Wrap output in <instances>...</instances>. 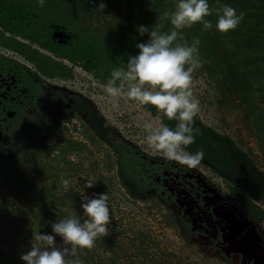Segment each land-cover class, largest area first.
Listing matches in <instances>:
<instances>
[{"label": "rangeland", "instance_id": "374dc122", "mask_svg": "<svg viewBox=\"0 0 264 264\" xmlns=\"http://www.w3.org/2000/svg\"><path fill=\"white\" fill-rule=\"evenodd\" d=\"M127 11L115 6L105 19L92 20L95 32L116 27ZM29 14L20 1L0 0V55L31 66L24 55L4 45L10 40L54 63L45 71L51 94L11 122L8 131L0 127V158L8 167L0 169V264H25L21 255L38 244L35 235H55L52 224L59 220L83 222L84 198L105 193L109 235L98 238L91 250L70 255L73 264H252L221 243L222 222L215 220L213 208L245 222L259 239L255 252L260 247L264 253V87L246 98L243 88L230 87L216 64L211 72L201 59L192 83L193 98L199 101L193 125L198 134L186 150L202 156L195 167L183 166L146 141L147 124L175 129L176 121L124 95L114 108L104 90L108 81L102 82L91 65L72 63L15 36L11 21L28 25L33 20ZM50 29L56 44L77 39L65 26ZM226 47L232 51L233 44ZM260 49L262 54L249 53L246 59L259 63L264 45ZM119 149L150 161L153 168L144 169L143 163L138 176L149 184L124 182ZM190 177L199 178L218 197L213 205L203 203L213 194ZM62 179L70 181L68 189ZM56 244L63 246L58 236Z\"/></svg>", "mask_w": 264, "mask_h": 264}, {"label": "trees", "instance_id": "16d2710c", "mask_svg": "<svg viewBox=\"0 0 264 264\" xmlns=\"http://www.w3.org/2000/svg\"><path fill=\"white\" fill-rule=\"evenodd\" d=\"M15 1H20L30 13L31 20L33 19L28 25L12 20L13 27L9 29L15 36L29 41L30 44H36L55 56L66 58L72 63L84 67L91 65L102 82H107L111 78L113 69L126 67L129 57L139 54L137 44L147 43L150 40L148 34L142 36L139 33L140 26L151 31L159 22L161 33L172 31L170 19L158 21L157 18L165 12H174L178 3V0H44V6L41 7L39 0ZM101 2L106 5L103 11L98 10ZM208 4L213 14L206 19L212 23V28L205 30L199 23L191 28H185L181 32L184 40L178 42L187 41L191 45L198 38L200 60L208 61L211 72L212 65L216 64L226 76L230 87L234 90L243 88L246 98L250 93L260 90L263 92L264 56L259 63L251 62L246 57L249 53L262 54L260 47L264 45V0H208ZM224 5L234 8L237 15L244 14L239 26L227 34L220 33L216 28L218 21L216 13ZM115 6L120 9H124L125 6L128 11L117 18L116 27L110 25L106 27V31L99 32L98 29L95 32L97 26L92 20L99 22L101 18L105 19V14ZM52 25L65 26L77 39L70 44H56L49 36ZM228 44H233L232 51L226 47ZM4 45L24 55L43 74H46L45 71L54 64L46 55L19 42L12 44L7 40ZM118 154L121 165L120 175L126 184L130 185L134 181L138 187H141L145 183H150L145 176L143 182L138 178L142 173L143 163L144 169L153 167L150 161L143 160L131 150L127 152L126 149H119ZM1 159L0 169L8 170ZM224 160L227 159L224 157Z\"/></svg>", "mask_w": 264, "mask_h": 264}, {"label": "clouds", "instance_id": "9594fccd", "mask_svg": "<svg viewBox=\"0 0 264 264\" xmlns=\"http://www.w3.org/2000/svg\"><path fill=\"white\" fill-rule=\"evenodd\" d=\"M44 6V0H39ZM106 5L101 2L100 11ZM213 14L208 0H178L174 12H165L157 18L158 21L169 20L172 25L170 33L159 31L157 24L151 31L140 26L138 31L143 36L148 34L147 43H139V54L129 57L126 67L113 69L111 78L105 85V92L113 99V107H118L119 98L124 95L140 105H151L168 120L176 121L175 129L166 125L155 128L151 123L146 125V137L149 148L161 152L169 161L195 167L202 156L186 149L195 142L198 129H194V118L199 112V101L193 98V73L202 67L197 38L191 45L184 40L181 32L185 28L202 24L205 30L212 28V23L206 19ZM217 30L222 34L235 30L241 23L244 14L237 15L236 10L224 5L217 11ZM126 86V91H125ZM159 118V117H158ZM64 189H68L70 181L62 179ZM88 188L93 187L91 182ZM82 209L86 217L81 222L75 217L59 220L52 224L51 234H37L34 239L38 244L21 255L25 264H73L67 259L74 256L78 249L91 250L100 237L109 235L108 225L111 223L108 195L100 194L95 198H84ZM60 237L63 246L56 244Z\"/></svg>", "mask_w": 264, "mask_h": 264}, {"label": "flooded vegetation", "instance_id": "af4514ba", "mask_svg": "<svg viewBox=\"0 0 264 264\" xmlns=\"http://www.w3.org/2000/svg\"><path fill=\"white\" fill-rule=\"evenodd\" d=\"M26 61L28 60L26 59ZM28 63L31 65L30 67L22 65L21 61H17V59L0 55V127L2 126L4 130L8 131V125L11 122L15 121L23 113H28L30 110H35L39 103L43 102V100L51 94L50 90L52 86L48 84L45 79V77H47L48 75L39 72L37 70V67H35L32 62L28 61ZM36 72H38V74ZM157 167H159V165H157ZM190 178H194L195 181L201 183L202 191L205 190L213 194V197H205L203 200V203L205 205H213L214 201L218 199V197L214 195V193L207 187V185L199 178ZM154 187H156V185H154ZM193 187L195 186L193 185ZM157 189L162 190L164 188L159 187ZM214 209L218 208H213L212 214L215 220H218V222H222V227L220 229V239L221 243L226 245L222 238L223 233H225V231L223 230H225V227L229 226L224 221V218H226V214L218 212L221 218L218 219L215 216ZM220 211H224L226 213L228 212L225 209H220ZM238 228L239 226L237 227V231H239ZM260 250L261 248L258 247V252H255V255L259 256L258 254ZM231 252L235 254V252H233L232 250ZM238 256L243 257L242 255ZM250 262L252 264H255L253 259H250Z\"/></svg>", "mask_w": 264, "mask_h": 264}, {"label": "bare ground", "instance_id": "6f19581e", "mask_svg": "<svg viewBox=\"0 0 264 264\" xmlns=\"http://www.w3.org/2000/svg\"><path fill=\"white\" fill-rule=\"evenodd\" d=\"M217 214H218V219H221L220 216H219V213H217ZM225 217L226 218H224V221L229 225L227 227H230V226L232 227L231 228V234H230V236L226 237L227 238L226 240L228 242H230V243H235L236 245H238V242L237 241H239V237L244 232L243 228H245L246 225L243 224V223H236L235 224L234 221H232L230 218H228V216L225 215ZM238 226L240 228V229L238 228L239 231H237V227ZM227 227H225V230H226ZM225 230H223V231H225ZM248 232L251 233V231H248ZM232 237H234V240L231 239ZM256 241H258V240H256ZM256 241H254V242L253 241L246 242V245L243 248L241 247L242 249L240 248V250L242 252L235 251V254L240 255L242 253L243 254L242 255L243 257L248 258V259H251V260L253 259L254 262H255V264H264V253H262V252L260 253L259 252V254H258L259 256L255 255V250H256L255 249V246H256L255 245V242ZM226 246L228 248H230L234 252L235 249L233 247H231V245H226Z\"/></svg>", "mask_w": 264, "mask_h": 264}, {"label": "water", "instance_id": "95a60500", "mask_svg": "<svg viewBox=\"0 0 264 264\" xmlns=\"http://www.w3.org/2000/svg\"><path fill=\"white\" fill-rule=\"evenodd\" d=\"M225 213L226 214V216H228V218H230L232 221H234V223L236 224V223H243V224H245V222H242V221H240L235 215H233L232 213H226V212H224V211H220L219 209H214V213H215V216L218 218V214L217 213ZM240 221V222H239ZM246 225V224H245ZM231 226L230 227H227L226 228V230H225V233H223V235H222V238H223V241H224V243L226 244V245H231V247H233L235 250H234V252L235 251H240V252H242L241 250H240V248L242 247H244L245 245H246V242H249V241H256V240H258L259 241V239H258V237H257V235L254 233V232H251V233H249L248 232V225H246L245 226V228H243V230H244V232L241 234V236L239 237V241H237L236 239V241L238 242V245H236L235 243H230V242H228L226 239V237H228V236H230V234H231ZM234 228V227H233ZM231 239H233L234 240V237H232ZM241 248V249H242ZM240 255H243L242 253L240 254Z\"/></svg>", "mask_w": 264, "mask_h": 264}]
</instances>
